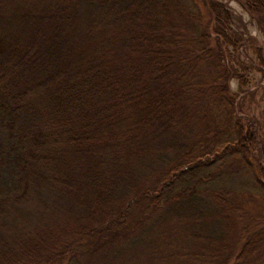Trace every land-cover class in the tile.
Here are the masks:
<instances>
[{
  "label": "trees",
  "instance_id": "1",
  "mask_svg": "<svg viewBox=\"0 0 264 264\" xmlns=\"http://www.w3.org/2000/svg\"><path fill=\"white\" fill-rule=\"evenodd\" d=\"M227 1L0 0V264H264Z\"/></svg>",
  "mask_w": 264,
  "mask_h": 264
},
{
  "label": "rangeland",
  "instance_id": "2",
  "mask_svg": "<svg viewBox=\"0 0 264 264\" xmlns=\"http://www.w3.org/2000/svg\"><path fill=\"white\" fill-rule=\"evenodd\" d=\"M226 3L232 11L233 30L242 41L239 51L240 53L241 50L245 51L246 56H243V60L251 66L249 83L244 87L247 91L244 104L246 113L255 121L257 139L260 141L258 145L262 147L264 145V73L258 71V53L255 49L260 48L264 52V22L254 18L238 0H228ZM230 83L232 90L237 91L239 83L235 79Z\"/></svg>",
  "mask_w": 264,
  "mask_h": 264
}]
</instances>
